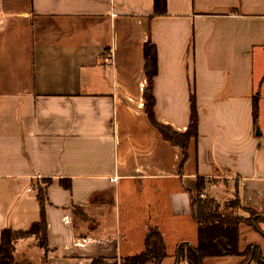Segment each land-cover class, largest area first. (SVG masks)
Returning a JSON list of instances; mask_svg holds the SVG:
<instances>
[{
	"label": "crops",
	"instance_id": "0c3cea01",
	"mask_svg": "<svg viewBox=\"0 0 264 264\" xmlns=\"http://www.w3.org/2000/svg\"><path fill=\"white\" fill-rule=\"evenodd\" d=\"M148 42L157 121L184 132L198 111L181 170L143 112ZM197 178L257 213L236 258L264 264V0H0V233L38 221V184L47 224V252L19 240L14 264H120L151 227L188 264Z\"/></svg>",
	"mask_w": 264,
	"mask_h": 264
},
{
	"label": "trees",
	"instance_id": "16d2710c",
	"mask_svg": "<svg viewBox=\"0 0 264 264\" xmlns=\"http://www.w3.org/2000/svg\"><path fill=\"white\" fill-rule=\"evenodd\" d=\"M154 15H164L166 13V0H153ZM144 73L146 77V88L143 93V112L149 123L155 128L158 134L172 146L181 151L182 159L180 170L188 159V147L192 140L198 138V111L191 96L189 100V121L187 129L179 132L171 126L160 124L155 115V99L153 96V80L157 74V52L155 46L148 42L144 46ZM252 121L256 127L258 122V104L255 97L252 102ZM49 180L42 181L45 186ZM65 189L70 188V182L60 181ZM216 183L215 179L197 178L195 181V196L191 199L193 217L197 223V244L193 249H187L185 254L188 264H202L204 259L219 257H237L239 252V229L240 225L252 226L258 230L257 213L252 209L242 208L249 213L247 220L232 214H223L219 211V205L213 198L205 195L208 188ZM45 194L44 188L40 184L36 187V199L39 207V219L26 231L2 230L0 233V264H14L13 253L15 244L19 240L32 237L36 241L38 248L44 253L47 252V224L45 218ZM235 204L241 208L238 196H233ZM203 198V199H202ZM251 216V217H250ZM249 257L248 249L243 253ZM179 256L183 257L182 248L179 249ZM167 257L165 247L160 233L155 228H149L145 240L144 250L135 257L124 259L120 264H162ZM247 261V260H246ZM245 261V262H246ZM244 262V263H245ZM176 263V262H175ZM90 264H106L101 260H94Z\"/></svg>",
	"mask_w": 264,
	"mask_h": 264
},
{
	"label": "rangeland",
	"instance_id": "374dc122",
	"mask_svg": "<svg viewBox=\"0 0 264 264\" xmlns=\"http://www.w3.org/2000/svg\"><path fill=\"white\" fill-rule=\"evenodd\" d=\"M41 188H44V186H41ZM215 196L218 198L217 205H219V211L221 213H223V214L229 213V214H232V215L237 216V217L239 216V217H241L242 221L247 220L249 218V213H247V211H244L242 209V208H246V207H244L242 205H241V208L238 207L233 200L234 199L233 195L226 193L223 186L217 187V191L215 193ZM254 219H255V217L252 219V222L254 221ZM258 220H260V219H258ZM240 229H241V232H240V236H239V238H240L239 252H244L246 250V248H248L246 246L247 242L251 241V238H252L251 237V231L252 230H249L247 228V225H244V223L240 225ZM249 238H250V240H249ZM249 250H250V247L248 248V251ZM15 255H16V251L14 250L13 259H14ZM170 262H172V263H170ZM173 262H174L173 258L172 259L166 258L164 260L163 264H173ZM184 262L185 261H183L179 264H185ZM241 262H243V261H241L240 258L224 257V258L218 259V260L217 259L206 260L203 264H240ZM174 264H178V263H174Z\"/></svg>",
	"mask_w": 264,
	"mask_h": 264
},
{
	"label": "built area",
	"instance_id": "2783aa9c",
	"mask_svg": "<svg viewBox=\"0 0 264 264\" xmlns=\"http://www.w3.org/2000/svg\"><path fill=\"white\" fill-rule=\"evenodd\" d=\"M114 180H116L115 178L111 179L110 181L113 182Z\"/></svg>",
	"mask_w": 264,
	"mask_h": 264
}]
</instances>
